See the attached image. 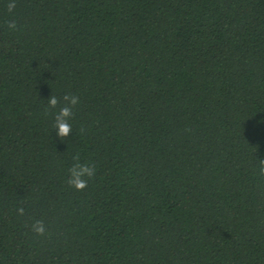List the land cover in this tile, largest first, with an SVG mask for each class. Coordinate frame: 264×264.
Returning <instances> with one entry per match:
<instances>
[{
	"label": "trees",
	"instance_id": "obj_1",
	"mask_svg": "<svg viewBox=\"0 0 264 264\" xmlns=\"http://www.w3.org/2000/svg\"><path fill=\"white\" fill-rule=\"evenodd\" d=\"M0 264H264V0H0Z\"/></svg>",
	"mask_w": 264,
	"mask_h": 264
},
{
	"label": "clouds",
	"instance_id": "obj_2",
	"mask_svg": "<svg viewBox=\"0 0 264 264\" xmlns=\"http://www.w3.org/2000/svg\"><path fill=\"white\" fill-rule=\"evenodd\" d=\"M9 27H14V24H10ZM65 99H68L67 96L64 97ZM48 104L50 106H55L57 103V99L55 96H50L47 98ZM77 98L75 96L71 97L70 103H76ZM69 114V108L68 107H62L57 114V121H56V134L57 136L63 137L67 136L70 130V125L65 122L62 118L66 117ZM94 172V169L87 164H76L72 167L70 170V183L73 185V187L77 190L83 189L85 187L86 181L82 179L83 176H91ZM18 211L22 212L23 209H19ZM33 228L35 232L37 233H43L44 226L40 221H36L33 225Z\"/></svg>",
	"mask_w": 264,
	"mask_h": 264
}]
</instances>
